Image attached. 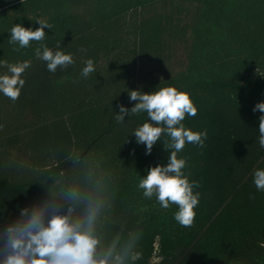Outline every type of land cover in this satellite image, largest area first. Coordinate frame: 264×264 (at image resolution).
<instances>
[{"label":"trees","instance_id":"16d2710c","mask_svg":"<svg viewBox=\"0 0 264 264\" xmlns=\"http://www.w3.org/2000/svg\"><path fill=\"white\" fill-rule=\"evenodd\" d=\"M38 19L52 26L44 41L9 43L12 27L35 30ZM41 43L74 63L49 72L35 55ZM89 59L95 71L84 78ZM26 60L19 99L0 92V225L40 201L81 216L91 206L108 264H153L156 238V264H264V191L254 184L262 113L253 112L264 102V0H0V61ZM168 86L198 109L185 127L207 133L203 147L178 153L200 194L191 227L175 220L178 206L138 187L167 163L168 137L146 155L133 132L147 114L115 119L136 103L130 90Z\"/></svg>","mask_w":264,"mask_h":264},{"label":"clouds","instance_id":"9594fccd","mask_svg":"<svg viewBox=\"0 0 264 264\" xmlns=\"http://www.w3.org/2000/svg\"><path fill=\"white\" fill-rule=\"evenodd\" d=\"M39 27L33 30L16 24L10 31V44L20 48L30 47V42H42L45 39V28L52 26L43 20H37ZM18 50V49H14ZM35 55L46 62L47 70L55 73L59 68H67L74 63L72 55L57 50L53 52L45 44L35 50ZM7 68V73L0 75V92L13 102L21 95L25 85L22 78L30 68L31 61L9 64L0 61ZM95 71L92 59L86 61L81 76L87 78ZM131 101H136L131 109L120 105L115 119L122 123L126 116L146 113L148 121L137 127L133 135L137 144L146 147L150 155L153 146L167 136L164 148L168 152L167 163L151 167L147 175L139 181L143 195L151 199L156 196L160 206L168 209L170 205L178 206L175 220L183 227H191L199 205L200 194L193 191L198 185L190 182L185 175L186 160L178 158L186 143L203 147L206 132H194L182 123L186 114L197 115L187 92L168 86L152 92L130 90ZM259 116V146L264 149V102H258L253 112ZM254 184L258 191H264V169L254 172ZM76 193H70L66 199L76 200ZM74 207L63 210L51 201L36 202L20 210L19 215L11 222L0 225V244L3 246L0 264H108L112 252L100 258L97 253L98 239L94 235L97 209L89 207L84 215H75ZM119 259V257H117Z\"/></svg>","mask_w":264,"mask_h":264},{"label":"rangeland","instance_id":"374dc122","mask_svg":"<svg viewBox=\"0 0 264 264\" xmlns=\"http://www.w3.org/2000/svg\"><path fill=\"white\" fill-rule=\"evenodd\" d=\"M159 239L156 238L154 243H153V249H152V253H151V257H150V262L153 264H156L160 261V256L159 254L161 253V247L159 244Z\"/></svg>","mask_w":264,"mask_h":264}]
</instances>
